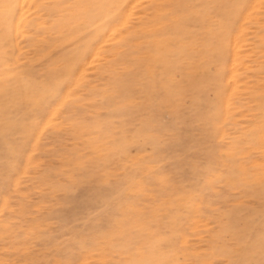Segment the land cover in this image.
<instances>
[{"label":"rangeland","instance_id":"374dc122","mask_svg":"<svg viewBox=\"0 0 264 264\" xmlns=\"http://www.w3.org/2000/svg\"><path fill=\"white\" fill-rule=\"evenodd\" d=\"M0 264H264V0H0Z\"/></svg>","mask_w":264,"mask_h":264},{"label":"bare ground","instance_id":"6f19581e","mask_svg":"<svg viewBox=\"0 0 264 264\" xmlns=\"http://www.w3.org/2000/svg\"><path fill=\"white\" fill-rule=\"evenodd\" d=\"M255 2V1H254ZM174 5H175V3H174ZM263 7V6H262ZM128 9V8H127ZM128 12V11H127ZM143 13H145V12H143ZM158 13V12H157ZM151 17V16H150ZM147 23V22H146ZM176 27V26H175ZM156 28V27H155ZM172 29V28H171ZM237 29V28H236ZM235 33V32H234ZM148 35V34H147ZM261 36V35H260ZM234 41V40H233ZM258 43V42H257ZM98 48V47H97ZM168 55V54H167ZM166 55V56H167ZM169 58V57H168ZM232 61V60H231ZM238 68V67H237ZM229 77V76H228ZM231 78V77H230Z\"/></svg>","mask_w":264,"mask_h":264}]
</instances>
